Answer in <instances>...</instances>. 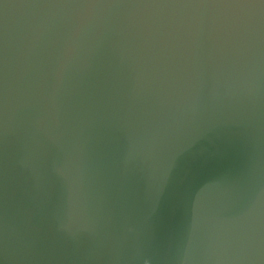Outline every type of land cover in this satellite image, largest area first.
<instances>
[{"label": "water", "instance_id": "water-1", "mask_svg": "<svg viewBox=\"0 0 264 264\" xmlns=\"http://www.w3.org/2000/svg\"><path fill=\"white\" fill-rule=\"evenodd\" d=\"M0 264H264V0H0Z\"/></svg>", "mask_w": 264, "mask_h": 264}]
</instances>
